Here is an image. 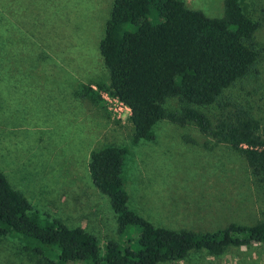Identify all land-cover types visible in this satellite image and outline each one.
<instances>
[{"label":"rangeland","instance_id":"1","mask_svg":"<svg viewBox=\"0 0 264 264\" xmlns=\"http://www.w3.org/2000/svg\"><path fill=\"white\" fill-rule=\"evenodd\" d=\"M209 17L224 0H182ZM260 18L263 46L256 68L225 92L249 108L264 134V0H249ZM113 0H0V171L43 215L82 227L100 243L134 242L136 229L117 232L109 199L92 183V149L126 148L124 186L129 206L156 225L212 231L229 222L264 221V187L243 155L214 143L194 125L159 120L153 139L132 143L130 111L74 92L108 85L99 52ZM114 97V96H112ZM170 100L168 106L174 108ZM212 118L218 107L204 109ZM16 237L0 236V264H48ZM160 264H264V244L221 254L192 250Z\"/></svg>","mask_w":264,"mask_h":264},{"label":"trees","instance_id":"2","mask_svg":"<svg viewBox=\"0 0 264 264\" xmlns=\"http://www.w3.org/2000/svg\"><path fill=\"white\" fill-rule=\"evenodd\" d=\"M223 7L222 16L209 17L182 0H113L99 42L109 83L82 84L74 94L102 105L106 91L122 101L130 110L132 143L153 139L159 120L194 125L214 143L240 152L249 174L264 187L260 120L225 96L256 68L262 20L253 17L249 0H224ZM213 106L218 113L211 118L204 109ZM125 154V147L104 145L90 151L87 166L93 185L109 199L117 232L136 229L132 244L100 243L82 227L43 215L1 171L0 236L18 238L48 264H160L192 250L218 255L229 247L264 244V221L229 222L212 231L152 223L128 204Z\"/></svg>","mask_w":264,"mask_h":264},{"label":"built area","instance_id":"3","mask_svg":"<svg viewBox=\"0 0 264 264\" xmlns=\"http://www.w3.org/2000/svg\"><path fill=\"white\" fill-rule=\"evenodd\" d=\"M101 95H102V97L104 98V99H106V100H108V101H115V102H117L118 104H120V107H119V109H121V108H123V107H121V106H124V108L126 109V110H128V111H130L129 110V108L122 102V101H120L117 97H112L109 93H107L106 91H104V92H101Z\"/></svg>","mask_w":264,"mask_h":264}]
</instances>
